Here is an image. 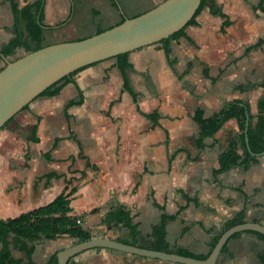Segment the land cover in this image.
<instances>
[{
  "label": "crops",
  "instance_id": "1",
  "mask_svg": "<svg viewBox=\"0 0 264 264\" xmlns=\"http://www.w3.org/2000/svg\"><path fill=\"white\" fill-rule=\"evenodd\" d=\"M28 1L18 0L20 5ZM159 1L44 0L43 22L51 26L43 28L40 45L96 33ZM1 2L11 15V32L3 45L14 33L9 2ZM209 8L197 14V24L184 28L192 41L183 35L169 39L171 64L160 41L127 51L131 66L124 72L135 101L123 85L115 55L84 65L56 94H38L8 118L0 127V217L45 204L74 187L67 214L90 228L98 221V229L89 230L92 235L130 239L125 226L102 222L110 207L122 204L137 224L135 244L149 246L152 226L166 212L176 214L165 225L169 247L195 254L208 253L212 236L240 210L243 220L264 223V154H250L247 161L214 172L219 153L239 131L236 117L202 137V145L195 141L201 136L196 107L209 116L232 98H241L256 114L258 98L264 95L261 85L237 88L264 76V42L245 51L255 41L241 46L220 41L223 18ZM35 47L23 34L13 53L0 55V68ZM69 100L73 102L67 104ZM153 110L156 122L142 113ZM35 123L38 139L32 140ZM237 150L242 151L240 146ZM59 238L31 241L34 253L46 245L45 259L37 264L60 249L53 244ZM225 243L214 264H262L258 254L264 252V240L256 232L239 231ZM96 257L107 258V264H185L108 247L80 251L68 264H97Z\"/></svg>",
  "mask_w": 264,
  "mask_h": 264
},
{
  "label": "trees",
  "instance_id": "2",
  "mask_svg": "<svg viewBox=\"0 0 264 264\" xmlns=\"http://www.w3.org/2000/svg\"><path fill=\"white\" fill-rule=\"evenodd\" d=\"M8 2L13 15L12 29L14 34L0 47V55L6 56L13 53L15 49L21 45L23 34H26L31 41H34L36 43V47L34 49L40 47L43 28L51 26L43 22L44 0H32L25 2L22 5L19 4L18 0H8ZM206 5H208L209 7L214 6V0H200L194 13L191 15V17L188 19L184 26L171 33L167 37L158 40L162 42L165 55L170 64L173 62V60L170 58L169 55V39L183 35L189 41H192V39L185 33L184 28L189 24H197L196 16L200 12V10ZM254 7L260 9L261 11H264V0H258ZM215 10V12L220 13V10L218 8H216ZM123 19L124 18H122L120 21H122ZM66 20L67 18L63 21L65 22ZM224 23L225 21L223 20L222 24ZM262 42H264V36L259 37L255 42L247 45L245 47V51H248L252 48L261 45ZM126 55L127 52H121L116 55L117 65L121 69L124 76L123 85L125 88L129 89L135 101V95L125 77L124 72L126 67L131 66V63L127 60ZM79 68L62 76L61 78L44 88L39 94H56L62 87L63 83L67 81L68 76ZM61 80L63 81L59 83ZM256 85H261L264 87V76L259 81H253L247 84H238L237 88H239L240 90H247L253 88ZM80 99L78 101H81ZM72 102L73 100H69L67 104ZM26 106L27 104H25L23 108ZM257 107V113L253 114L250 112V105L247 99L232 98L231 100L227 101L226 104L222 106L219 110L214 111L209 116H204L203 111L200 107L195 108L194 117L196 118L201 129V136L195 140L197 145H202V137L213 135L216 130H218L222 126L223 122L229 117H236L238 122L239 131L237 132L235 138H230L228 147L219 153V166L214 169L215 173H218L228 168L236 162H245L250 157L249 150L246 147L245 143L244 132L246 112H248V124L246 129V135L248 139L249 148L254 152H259L264 148V95L258 98ZM142 113L146 117L156 122L158 113L155 110ZM5 123L3 125H5ZM35 131L36 123L32 126L31 130L32 140L38 139V137L35 136ZM238 146L241 147V152L237 150ZM53 174L56 173H50V175ZM73 191L74 187L69 189L67 192L62 190L45 204L39 205L26 211H22L15 216L7 218L0 217V264L31 263L32 253L35 248L34 243H32L31 241L39 239L41 237L54 239L60 235L68 234L70 236L76 237L77 241L92 237L93 235L90 233L88 228L82 227L76 222V215L67 214V211L70 209L68 196ZM175 215L176 214H168L166 212H162L159 222L152 226L151 243L149 246L144 245L145 247L204 258L210 252L211 248L213 247L214 243L216 242L218 236L220 235L223 229L227 228L234 222L243 220V210L236 212L231 218L227 219L224 222L219 233L212 236L210 240V250L208 251V253L195 254L182 247L170 248L168 243L165 241V225L167 221L173 218ZM102 222L110 226H125L126 228H128L130 239L118 238V240L132 244H135L137 242L139 237L137 224L133 222V216L130 213V209L127 208L125 205L116 204L110 207L103 215ZM252 231L256 232V234L264 240V235L261 232L256 230ZM238 232L233 233L231 236L236 235ZM225 245L226 243L223 244L221 251L225 248ZM12 246L22 251L24 253V257L14 256L12 254ZM56 251L57 250L50 253L43 264H57ZM71 257L72 256L68 258L67 264L69 263ZM258 258L260 262L264 264V252H260L258 254Z\"/></svg>",
  "mask_w": 264,
  "mask_h": 264
},
{
  "label": "water",
  "instance_id": "3",
  "mask_svg": "<svg viewBox=\"0 0 264 264\" xmlns=\"http://www.w3.org/2000/svg\"><path fill=\"white\" fill-rule=\"evenodd\" d=\"M200 0H160L152 7L96 33L41 45L0 68V127L5 121L38 95L44 88L88 63L115 56L167 37L186 24ZM244 124L245 143L251 155L264 154L250 150ZM256 230L264 235V223L237 221L218 236L208 255L199 258L120 241L110 236H92L75 241L56 251L57 264H67L70 256L92 247H108L185 264H214L223 244L235 232Z\"/></svg>",
  "mask_w": 264,
  "mask_h": 264
},
{
  "label": "rangeland",
  "instance_id": "4",
  "mask_svg": "<svg viewBox=\"0 0 264 264\" xmlns=\"http://www.w3.org/2000/svg\"><path fill=\"white\" fill-rule=\"evenodd\" d=\"M0 0V46L5 41L6 38L10 35L11 32V15L8 11V7L6 4H3ZM23 2L24 0H19ZM258 0H228L227 3H218L217 0H214V6L209 8V11L212 14H216V8L220 10V13H217L220 17H222L225 21L223 25L220 26L219 29V38L220 41H230L235 43L236 45H243L248 41H256L259 37H262L264 33V12L255 8L254 5ZM224 7L226 9L224 10ZM256 56L259 55L257 51ZM80 226L89 227L84 225V222L81 218H79ZM77 222V220H76ZM79 223V222H77ZM97 221L95 226L92 228H88L89 230H96L98 228ZM94 234V233H93ZM122 235V233H120ZM100 236V235H93ZM57 242L53 243L56 248H61L63 246H67L75 241H77L76 237L70 236L68 234L60 235ZM57 238V237H56ZM35 249V248H34ZM46 249V245L38 246L34 253L32 262L29 264H37L41 260L45 259V254L42 250ZM12 250L14 253H21L24 256V253L17 248L12 246ZM79 253V252H78ZM77 254V253H76ZM97 264H107V258L102 259L100 257H96ZM114 264L113 262H111Z\"/></svg>",
  "mask_w": 264,
  "mask_h": 264
},
{
  "label": "built area",
  "instance_id": "5",
  "mask_svg": "<svg viewBox=\"0 0 264 264\" xmlns=\"http://www.w3.org/2000/svg\"><path fill=\"white\" fill-rule=\"evenodd\" d=\"M76 220H77V222H79L78 224L81 225V224H80V221H81V220H80L79 218H77Z\"/></svg>",
  "mask_w": 264,
  "mask_h": 264
}]
</instances>
